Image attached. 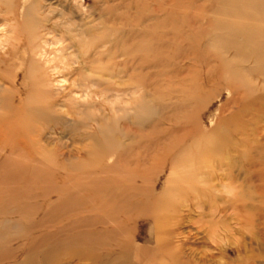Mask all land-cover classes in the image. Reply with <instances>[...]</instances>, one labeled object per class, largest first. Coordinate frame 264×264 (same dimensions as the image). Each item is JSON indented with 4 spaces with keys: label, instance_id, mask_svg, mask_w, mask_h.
Masks as SVG:
<instances>
[{
    "label": "bare ground",
    "instance_id": "bare-ground-1",
    "mask_svg": "<svg viewBox=\"0 0 264 264\" xmlns=\"http://www.w3.org/2000/svg\"><path fill=\"white\" fill-rule=\"evenodd\" d=\"M25 2L0 0V111L3 105H11L10 117H28L21 126L30 137L29 144L36 147L46 133L57 132L50 123L59 122L65 125L63 130L72 146L80 147L71 156L73 160L93 162L101 165V170H110L103 166L104 162L127 163L137 146L149 150L155 145L168 146L173 130L183 129L190 152L177 161L186 157L193 162L215 161L219 157L229 160L235 149L241 148L239 158L248 164L251 159L254 164L247 174L254 175L258 183L264 182V169L260 168H264V0H94L91 7L99 11L98 25L72 20L76 11L70 4L67 14H56L54 10L48 14L36 0ZM49 36L51 39H47ZM37 39L43 46L35 45ZM50 46H59L51 59L44 48ZM37 56L44 65L42 69L34 67ZM16 65L23 71L25 85L17 80ZM47 71L56 76L52 82L48 81ZM214 102H218L217 118L215 125L206 130L203 118ZM37 122L45 126L35 129ZM176 145H171L170 150ZM44 150L45 154L48 149ZM44 154L41 159L46 162V156H54ZM58 156L64 159L63 152ZM69 159L68 155V162L72 161ZM56 165L51 166V171ZM41 167L42 176L48 175H43ZM33 172L39 174L36 168ZM16 177L20 180L21 176ZM118 189L112 194L122 197L125 191L141 190L139 199L151 197L150 187L132 188L122 182ZM255 191L263 194L264 185ZM111 200L100 202L98 207L108 208ZM136 202L132 204H143ZM87 240L91 242V238ZM58 251L63 252L54 251L57 257Z\"/></svg>",
    "mask_w": 264,
    "mask_h": 264
},
{
    "label": "rangeland",
    "instance_id": "rangeland-1",
    "mask_svg": "<svg viewBox=\"0 0 264 264\" xmlns=\"http://www.w3.org/2000/svg\"><path fill=\"white\" fill-rule=\"evenodd\" d=\"M24 1L29 4L32 0ZM36 2L45 8V13L54 10L56 14H67L69 12L67 5L70 4L76 11L72 15V20L80 24L84 21L92 22L93 25L99 24V11L91 7L94 0H36ZM88 16L90 17L86 19ZM49 37L47 39H51ZM35 45L42 44L37 39ZM57 47L59 46L44 47L49 52H47L49 59L53 58ZM20 52L22 48L17 50V54ZM35 61H37L35 68L44 67L38 56L35 57ZM14 70L19 72L17 78L19 84L25 85L26 81L23 79V71L19 65H16ZM47 72L48 81L52 82L56 76L53 77L49 71ZM64 85L66 86L67 83ZM128 106L129 104L126 105ZM217 106L218 102L211 104L203 118L204 124L207 125L206 130L215 125ZM2 108L0 111V264H264V193L255 191L264 185V182L258 183L254 175L247 174V170L254 169V164L251 159L248 164V161L239 158L243 149L236 148L229 160L219 157L220 160L215 161L193 162L186 157L177 161L183 154L187 155L190 148L187 147L189 139L185 131L174 129L168 146L155 145L156 147L151 150L137 146L131 151V158L127 163L114 164L113 160L107 161L103 166L110 170H101L99 168L101 165L71 158L80 147L72 146L69 136L63 130L65 125L57 122V126L50 123L57 132L46 133L38 145L48 149V154L63 152L64 159L59 158L56 153L55 158L46 156L48 158L46 162L41 159L45 150L38 145L34 147L29 144L30 137L21 126L23 122L25 124L26 118L27 121L29 120L28 117H10L11 105H3ZM42 124L45 123L37 122L34 128L41 129L45 126ZM19 129H23L24 132H20ZM174 144L177 145L170 150V146ZM249 154L254 155V151L249 150ZM68 155L69 160L72 161L68 162ZM37 164L44 167L43 175L47 173L48 175L42 176V169L40 172V166ZM52 165H56V169L51 171ZM35 168L39 174L33 172ZM15 175L21 176L20 180L19 178L16 180ZM95 181L102 184H97ZM122 182L132 188L150 187L151 197L139 199L143 195L141 190L139 193L125 191L122 197L115 196L112 193L119 190L118 185ZM105 193L109 195L107 198L103 196ZM94 194L99 195L98 198H95ZM67 196L71 200H68ZM109 199L111 203L108 208L98 207L100 202L105 203ZM137 200L143 201V204L133 205L132 203H137ZM112 204L116 206L111 207ZM31 207L33 209L29 210ZM66 226L69 227L65 229ZM82 233H85L81 235L84 239L79 235ZM90 235L97 237L93 239ZM65 238L70 239L65 240ZM90 238L91 242H87ZM58 239L61 240L59 241L61 244L57 242ZM156 242L159 247L161 246L160 249ZM49 248L56 254V250L62 249L63 252L58 251L57 257L47 250Z\"/></svg>",
    "mask_w": 264,
    "mask_h": 264
}]
</instances>
